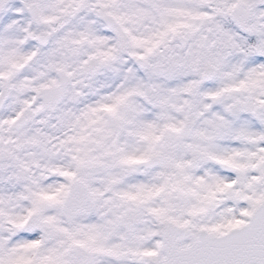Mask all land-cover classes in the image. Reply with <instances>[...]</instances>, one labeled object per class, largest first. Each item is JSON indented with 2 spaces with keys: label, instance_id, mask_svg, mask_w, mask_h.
Here are the masks:
<instances>
[{
  "label": "snow or ice",
  "instance_id": "obj_1",
  "mask_svg": "<svg viewBox=\"0 0 264 264\" xmlns=\"http://www.w3.org/2000/svg\"><path fill=\"white\" fill-rule=\"evenodd\" d=\"M0 264H264V0H0Z\"/></svg>",
  "mask_w": 264,
  "mask_h": 264
}]
</instances>
